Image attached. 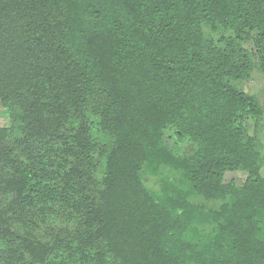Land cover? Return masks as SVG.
<instances>
[{
	"label": "trees",
	"instance_id": "16d2710c",
	"mask_svg": "<svg viewBox=\"0 0 264 264\" xmlns=\"http://www.w3.org/2000/svg\"><path fill=\"white\" fill-rule=\"evenodd\" d=\"M252 31L264 72V0H0V264H264L244 130L262 107L230 82L252 68ZM160 165L186 179L157 195ZM233 170L243 185L223 183ZM186 183L222 204L191 203ZM31 207L69 223L83 210L86 232L22 237L12 225Z\"/></svg>",
	"mask_w": 264,
	"mask_h": 264
},
{
	"label": "rangeland",
	"instance_id": "374dc122",
	"mask_svg": "<svg viewBox=\"0 0 264 264\" xmlns=\"http://www.w3.org/2000/svg\"><path fill=\"white\" fill-rule=\"evenodd\" d=\"M204 30L207 36L214 39L215 42H219L220 36L222 33L229 32L226 29H220L219 31L212 30L211 27L204 25ZM257 32H250L247 37L244 39L243 44L249 50L251 61H252V68L248 72L247 75L238 78V79H230L231 84L237 87L240 90H243L250 95L255 96L261 104L262 112L259 117L255 115H248L245 117L244 120V130L248 132L255 140H256V149L260 156L261 165L259 168L260 175L264 177V72L261 69V49L260 46L257 44ZM0 125L1 127H11V116L9 114V110L5 107H0ZM95 137L99 140L104 141L106 135L104 136L102 133H98L97 130H93ZM185 149V148H184ZM185 151V150H183ZM189 152H191L188 149ZM192 153V152H191ZM249 176V172L243 170H233L227 171L223 176V183L227 184L230 182H235L237 185H243ZM180 179H186L184 176L183 169H178L170 165H160L157 172L153 173V175L146 176V184L150 191L154 194L159 195L164 188L165 181L169 182L170 184L178 183ZM184 184V183H183ZM182 185V184H181ZM189 185V183H188ZM187 183L182 186L185 189V193L187 194V199L191 203H205L209 205H215L219 207L223 201L221 200H209L205 198L203 195L195 192V190H190L188 192ZM7 201L11 198L6 197ZM228 197L225 198L226 201ZM57 214H52L50 218H54V220L47 219L45 217L40 216L41 214L34 210V207H31L27 214H25L24 218L20 221L13 223L12 229L17 230L22 234V237H29L33 238L36 235L43 237L44 235L50 234V238H53V235L57 232H62L63 236L68 235L69 239L76 238V236L83 235L86 232L84 221L86 220L83 215L84 211L80 210L77 212L76 216L74 217L73 221L70 223L67 222L68 217L63 210H57ZM60 215V216H59ZM39 216V217H38ZM38 217V218H37ZM67 219V221L65 220ZM55 221V222H54ZM67 222V223H66ZM201 226H196V229L206 230L208 231V225H203V229L200 228ZM47 231L49 233H47ZM205 231V232H206ZM51 232V233H50ZM45 237V236H44ZM6 243L0 242V247H5ZM82 245H80L81 247ZM87 246H84L86 248ZM66 250L65 252H67ZM64 252V254H65ZM96 252L93 250L89 254L90 261H94L96 257ZM63 257V251L62 256ZM71 262H69L70 264Z\"/></svg>",
	"mask_w": 264,
	"mask_h": 264
}]
</instances>
